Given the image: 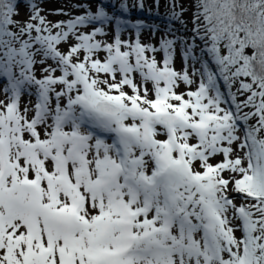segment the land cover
I'll list each match as a JSON object with an SVG mask.
<instances>
[{"label":"snow or ice","instance_id":"obj_1","mask_svg":"<svg viewBox=\"0 0 264 264\" xmlns=\"http://www.w3.org/2000/svg\"><path fill=\"white\" fill-rule=\"evenodd\" d=\"M27 7L0 0V264H264V0H190L159 47Z\"/></svg>","mask_w":264,"mask_h":264},{"label":"rangeland","instance_id":"obj_2","mask_svg":"<svg viewBox=\"0 0 264 264\" xmlns=\"http://www.w3.org/2000/svg\"><path fill=\"white\" fill-rule=\"evenodd\" d=\"M105 1L106 0H94V2L91 3L89 8L92 11H95L96 7L100 6V3H101V6H104L102 4H108L109 5V3L111 2V0H108L106 3H104ZM125 1H127V0H125ZM152 1L154 3L155 2H157V3L160 2V0H152ZM152 1L146 0L145 2L153 3ZM167 1H169V0H167ZM73 5H75V4H71V1L68 2V0H63L62 2H60V0H56V1L48 2V3H43L41 5L39 3L40 8L42 9L41 15L45 16L48 21L53 22V23L58 22V21H67L68 19H71L73 17V15L76 16V15L83 14L82 11L79 10V8H75V7H73ZM112 5H115V4H112ZM117 7H119V6L116 5V7L113 8V9H117ZM186 7L188 9V12H186V13H189V12L191 13L192 9H191L190 3L188 1H186ZM105 8H104V10L108 13L109 16H119L123 20L129 22L128 25H122L121 26V32H120L121 39L122 40L134 41L136 39V29L134 27H131L132 22L134 21V19H132V17L134 18V15H131V14L130 15H126L124 13L125 16L129 17V19L126 20L124 15H122V14L119 15L120 9L118 11L114 10V12H113L111 9H108V7H107V9H105ZM58 9H62V10H65V11L70 9V11H69L68 14L65 13L64 16L63 15L60 16V14H57V12H56V10H58ZM86 10H88V9H86ZM17 11H18L19 14L14 17L16 20H18L20 18L27 20L29 18L30 13L27 12L25 8H22V6L19 5L18 3H17ZM138 13H137V15H138ZM115 14H117V15H115ZM190 15L191 14H187V20H188V21H186L187 22V32H185L183 27L178 23V25H180V26H179V29H175L176 30V35H190V30L192 28ZM158 24L160 25V22H158ZM96 26L97 27H104V30H105V33H106L105 36H99L98 35V37H97L98 39H106L109 43L113 41V39L115 37V33H116V24H115L114 20L111 21L110 23H108L107 25H101V24H99L97 22ZM82 30L90 32L92 29H91V26L85 25V26H83ZM159 32L160 31H156L155 34H151L150 32H148V30H146V28H144V26L141 27V29H140V40H141V43H143V44H152V45H154L156 47H159V41H160L161 37H163ZM169 38H172V36L169 35ZM72 42L73 41L62 42L58 47L60 48L61 51H67V48L69 47V44L72 43ZM103 55H106V53H101V56H103ZM146 55H148L150 57L155 55L156 59L158 61L162 60V53H151V52H148V53H146ZM174 67L177 70H180L182 68V57H181V53H180V50H179L178 46H177V51H176L175 56H174ZM37 74L39 75V71H38ZM188 87L189 86H187V85H182L181 86V91L187 90ZM191 87H192L193 90L195 89V85H193ZM0 88H2V85H0ZM0 96H2V91H0ZM28 99H29L28 96H24L23 100H22V104L27 103ZM236 202L239 203V199H237Z\"/></svg>","mask_w":264,"mask_h":264},{"label":"trees","instance_id":"obj_3","mask_svg":"<svg viewBox=\"0 0 264 264\" xmlns=\"http://www.w3.org/2000/svg\"><path fill=\"white\" fill-rule=\"evenodd\" d=\"M52 1H56V0H36L38 6H39V3L41 5L43 3H48V2H52ZM62 1L63 0H60V2H62ZM70 1H71V4L87 3L88 7H90L91 3L94 2V0H68V2H70ZM107 1L108 0H106L104 3H106ZM145 1L146 0H143V3H144V8L143 9L138 7V5L140 3V0H127V1H125V0H111L109 5L108 4H102V5H104L102 7H104V8L106 7L105 9H107V7H108V9H111L113 12H114V10L118 11L120 9L119 15L120 14L124 15V13L126 15H130V14L134 15V18L132 17V19H134L132 24L136 23L137 21H140V22H142L144 28H146V30H148V32L151 31V26H153V25L156 26L157 31H160L159 33L162 36L165 35L166 29H168L169 27H171L173 29H179L180 25H178L177 22L170 20V17H169V12H170L169 1L160 0L159 3H157V2L154 3L152 0H150V1H152L153 3H151V2L147 3ZM186 1H188L190 3V0H178V3H179V5L187 8L186 7ZM16 2L19 5H21L22 8H25L27 12H29V9L27 7V0H16ZM124 2H126L128 4V9L129 10L127 12L123 11L120 8V4L124 3ZM112 4H115V5H112ZM116 5H118L119 7H117V9H113V8L116 7ZM134 5H136V6H134ZM100 6H101V3H100ZM149 9H151V11H149ZM79 10H81L82 13H84L86 11L85 8H79ZM177 10H179V8ZM69 11H70V9L67 10V11L63 10L64 14H60V16H62V15L64 16L65 13L68 14ZM186 12H188V10ZM186 12L183 13L182 19L185 20V21H188L187 20V14H191L190 15V17H191L192 16V12L191 13L190 12L186 13ZM137 13H138V15H137ZM115 15H117V14H115ZM125 19L126 20L129 19V17L125 16ZM18 20L19 21H25V19H21V18L18 19ZM158 22H160V25L158 24ZM169 35H171V33ZM241 98H243V97H241Z\"/></svg>","mask_w":264,"mask_h":264}]
</instances>
